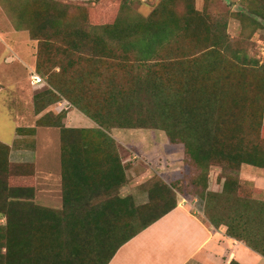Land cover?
I'll list each match as a JSON object with an SVG mask.
<instances>
[{
	"label": "trees",
	"instance_id": "trees-1",
	"mask_svg": "<svg viewBox=\"0 0 264 264\" xmlns=\"http://www.w3.org/2000/svg\"><path fill=\"white\" fill-rule=\"evenodd\" d=\"M0 2L16 30H28L39 44L36 72L49 88L34 97L36 113L67 102L98 125L69 129L65 112L52 111L37 121L36 127L61 132L62 209L36 203V166L12 163L10 148L0 143V217L6 218L0 264H109L185 195L205 202L210 225L264 257V201L242 196L240 180L243 166L264 169V62L228 32L232 17L253 32L263 29L252 16L264 21V0H240L246 12L233 16L213 14L208 0L202 10L196 0H160L147 17L107 25H90L87 10L49 0H17L16 8ZM115 129L165 132L171 145L183 147L186 176L171 185L155 182L145 206L130 197L75 205L70 197L85 189L97 195L102 187L108 193L128 184L110 136ZM66 154L116 158L104 165L82 160L73 170ZM213 167L222 168L221 192L210 190Z\"/></svg>",
	"mask_w": 264,
	"mask_h": 264
},
{
	"label": "crops",
	"instance_id": "crops-1",
	"mask_svg": "<svg viewBox=\"0 0 264 264\" xmlns=\"http://www.w3.org/2000/svg\"><path fill=\"white\" fill-rule=\"evenodd\" d=\"M8 53L12 55L6 56ZM16 61L27 68L30 74V64L24 60V55L21 57L7 42L0 41V143L10 148L12 163L36 166V203L48 208H62L64 190L61 132L57 128L36 127L30 124V92L23 85L25 75L22 81L15 77ZM62 107L63 104L49 107L39 115V119L53 110L61 113ZM67 112L64 121L67 128H98L93 120L78 109L71 107ZM20 129L25 132L18 133ZM29 129H35V133L32 135ZM116 130L118 129L113 131ZM110 136L123 144L121 137ZM120 155L124 166H133L134 172L131 170L130 174L135 173L137 181L138 159L144 162L149 170H155L157 175H167L168 179L177 173L175 168L172 169L176 161L184 162V154H125V159L124 154ZM115 158L116 154H66L67 163L69 167L73 166V170L77 169L75 166L78 167L82 160L97 159L104 165L106 160L112 162ZM249 167L243 166L242 172ZM156 169L162 171L158 172ZM126 173L128 174V171ZM144 173L149 174L143 172L141 176ZM113 188L114 186L109 190L112 191ZM85 190L87 194L84 196L70 197L71 202L90 207L105 205L101 202L106 198L104 187L99 189L97 195H88L89 190ZM126 191L131 193L126 195ZM143 191L138 183L133 186L128 184L119 189V198L132 197V204L142 206L148 202L143 198ZM180 198L183 200H179L174 211L120 247L109 264H231L233 261L240 264L264 263V257L253 252L244 243L228 237L226 228L216 229L210 225L205 219L204 211L196 210L193 201ZM109 200L111 199L105 201ZM194 201L196 203V198Z\"/></svg>",
	"mask_w": 264,
	"mask_h": 264
},
{
	"label": "rangeland",
	"instance_id": "rangeland-1",
	"mask_svg": "<svg viewBox=\"0 0 264 264\" xmlns=\"http://www.w3.org/2000/svg\"><path fill=\"white\" fill-rule=\"evenodd\" d=\"M47 0H41L44 3ZM52 4L68 8L70 11L83 9L87 10L91 17L88 19L90 25H107L113 24L118 18H133L138 16L147 17L151 9H154L158 0H49ZM6 5H8L7 0H5ZM13 8L19 7L17 0H8ZM125 2L126 9H122L121 5ZM205 0H196L197 9L202 10L204 7ZM208 6L213 14H229L231 16L246 12V9L240 5V0H208ZM153 11V10H152ZM13 15L5 7H3L0 2V41L7 42L11 49L17 54H20L21 57L24 55V60H27V63L30 64L31 69L37 71V55H38V42L31 39L30 33L28 30L18 31L15 28ZM257 19L263 26L264 21L256 16H252ZM228 32L233 39L240 40L248 49L250 57L256 58L261 57L259 53L260 42L264 41V28L256 32H253L251 28L244 27L240 21L232 17L229 21ZM23 54V55H22ZM12 55L11 53L6 54V56ZM29 57V58H27ZM264 61V59H263ZM15 77L22 81L24 80V88L29 90L31 98V110H30V124L37 125L39 120V115L36 113L34 97L36 94L45 91L49 88L47 77L38 73L46 81V87L42 89H34L30 83L29 72L27 68L23 67L19 61L14 63ZM59 71V70H57ZM38 72V71H37ZM119 79H123V76L119 75ZM67 115V111H63ZM53 113L58 114L53 110ZM67 117V116H66ZM120 130V131H119ZM112 136L121 137L123 144L117 142L116 148L117 152L120 154H184L183 147L180 145H171L169 143L168 137L165 132L160 130L153 129H134V130H124L118 129L116 131L110 132ZM180 155V157H181ZM121 156V155H120ZM122 158V157H121ZM144 162L139 161L138 159V181L137 175L132 169L133 166H126L128 171L127 178L128 184L131 186L136 185L140 188H143V198L145 197L148 202L142 206L149 204L150 187L158 181H164L166 184L171 185L176 182L182 181L187 174L186 167L182 160L180 162L176 161V165L172 168L177 173L174 174L170 179L167 178V175H157L155 170H149ZM248 167V166H247ZM165 169V168H164ZM158 172H161L162 169H156ZM143 172H149V174ZM166 172V171H164ZM222 173L221 167H213L210 173V190L221 192L223 188V181L220 179ZM146 174V176H145ZM169 180L166 182V180ZM241 180V194L242 196L253 198L257 201H264V169H257L249 167L244 170V173L241 171L240 175ZM127 184V185H128ZM120 189V188H119ZM119 189L114 188L111 192H106V198L101 201L102 204L105 203V200L114 198H119ZM126 195L131 193V191L124 192ZM123 195V193H122ZM129 197V196H128ZM183 197L187 200L193 201L196 210L204 211L205 202L201 198H196V203L194 197L185 195L179 196L178 200L180 202L183 200ZM132 198V197H130ZM63 208V206H62ZM62 208H53V209H62ZM6 225V218L0 217V226ZM262 264V263H259ZM264 264V263H263Z\"/></svg>",
	"mask_w": 264,
	"mask_h": 264
},
{
	"label": "built area",
	"instance_id": "built-area-1",
	"mask_svg": "<svg viewBox=\"0 0 264 264\" xmlns=\"http://www.w3.org/2000/svg\"><path fill=\"white\" fill-rule=\"evenodd\" d=\"M261 57L264 59V46L262 48L261 52ZM264 62V61H263ZM262 62V63H263ZM30 83L33 86L34 89H42L46 87V81L43 79L42 76H40L35 69H30ZM72 106L69 103H64L63 107L61 108V112L67 111L71 108Z\"/></svg>",
	"mask_w": 264,
	"mask_h": 264
}]
</instances>
